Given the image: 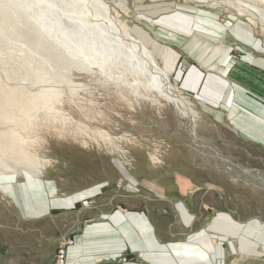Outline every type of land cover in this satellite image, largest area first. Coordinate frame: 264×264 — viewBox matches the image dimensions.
<instances>
[{"label": "crops", "instance_id": "0c3cea01", "mask_svg": "<svg viewBox=\"0 0 264 264\" xmlns=\"http://www.w3.org/2000/svg\"><path fill=\"white\" fill-rule=\"evenodd\" d=\"M253 13L264 25V11L255 8ZM173 16L170 22L160 21L186 35H202L192 38L198 50L190 52L191 58L199 62L188 67L180 86L211 119L217 134L213 148L228 162L221 167L217 156L208 153L189 164L192 173L169 174L161 167L155 181H171L172 187L150 184L127 192L57 194L55 185L39 178L6 182L19 220L5 228L15 236H0V264H53L60 237L73 240L66 264H264L259 171L245 165L246 158L259 163L264 154V29L247 17L233 16L228 28L217 16L199 14L198 28L192 30L191 16ZM138 35L147 43L142 31ZM179 59L178 53L171 61L164 56L169 72L181 65ZM175 164L185 165L181 159ZM199 164L207 165L204 181L222 178L257 187L194 188ZM243 193L255 195L252 205L240 200ZM88 198L96 204L80 206Z\"/></svg>", "mask_w": 264, "mask_h": 264}, {"label": "rangeland", "instance_id": "374dc122", "mask_svg": "<svg viewBox=\"0 0 264 264\" xmlns=\"http://www.w3.org/2000/svg\"><path fill=\"white\" fill-rule=\"evenodd\" d=\"M31 1L37 8L47 4V0ZM212 2L196 4L189 0L106 1L123 21H129L127 23L133 35H137L133 29L143 32L149 49L153 48V42L157 44V49L152 50L156 63L166 70L171 86L185 102L178 108L155 91L149 94L150 92L146 93L141 88V94H134L110 82H104L97 74H84L75 70L68 77V84L71 83L73 87L65 86L67 81H61L59 90L55 78L57 68L52 61L39 51L28 48L22 40L9 38L7 33L0 30L3 41V46H0V83L18 84L30 94L44 90L46 86L50 90L58 91L53 92L52 103H49L55 111L42 109L35 117L25 119L20 116L23 113L20 109L8 104L0 113V117L4 118V121L0 120V134L10 133L20 144L18 154L28 157L26 162L23 159V169L0 172V236L7 233L5 228L13 227L19 220L13 197L7 192L6 185L9 182H28L29 178H39L55 185L57 194L90 190L104 192L115 188L127 192L150 184L167 183L168 187H172L171 181H155L161 167L167 168L169 174L181 170L192 173L193 168L189 164L199 161V157L210 155L208 153L217 156L219 165L224 167L223 163L228 161L213 148L217 134L211 119L203 114L198 101L185 93L180 86L188 67L199 62L191 58L190 52L198 50L192 46V38H200L202 35L197 32L186 35L181 28L174 30V27L160 21L163 19L170 22L176 12H181L185 17L191 16L189 25L195 30L198 28L195 24L199 14L210 19L217 16L221 24H227V20L234 16L235 19L240 17L242 20L247 17L256 26L259 24V29H264V25L257 22L253 12L244 14L246 16L239 15L232 7H213L210 5ZM262 2L243 0L241 4L248 7L247 9L252 6L264 11ZM199 18L201 20L203 17ZM227 26L230 27L228 24ZM224 42L229 44V41ZM20 49L25 51L34 64L28 72L21 69L18 63ZM158 50L163 52L162 56ZM177 53L180 55L178 61L181 65H175L173 72H169L164 56L171 61ZM10 67L15 77L13 80L7 78L9 75L6 72ZM226 137L232 140L229 136ZM179 159L183 160L184 166L175 164ZM246 159V166L259 171V215L264 218V154L259 163L255 157ZM199 165L200 178L193 182L194 188L210 186L226 190H250L257 187L249 183L241 186L235 180L225 182L220 180L222 178H216L215 182L204 181L205 174L208 173L205 169L207 165ZM229 169L232 171L231 167ZM251 195L243 193L240 200H246L252 205ZM252 196L255 198V195ZM83 201L96 204L95 198H88L80 201V206ZM11 230L14 231H9ZM11 235L15 236V233L8 236ZM62 238H58L56 247Z\"/></svg>", "mask_w": 264, "mask_h": 264}, {"label": "bare ground", "instance_id": "6f19581e", "mask_svg": "<svg viewBox=\"0 0 264 264\" xmlns=\"http://www.w3.org/2000/svg\"><path fill=\"white\" fill-rule=\"evenodd\" d=\"M106 1L47 0V4H41L42 8H37L31 0H0V30L7 33L9 38L22 40L28 48L39 51L52 61L57 68L54 77L59 90L61 81H67L65 86L73 87L71 83L68 84V77L75 70L84 74H97L103 81L134 94H141V88L149 94L155 91L173 102L176 108L185 104L171 86L166 70L156 63L153 49L147 47L136 29L133 31L137 35L132 34L127 23L129 21H123ZM189 1L196 4L213 1L211 6H229L239 15L255 11L252 6L245 8L241 4L243 0ZM0 46H3L1 38ZM19 51L18 63L21 69L28 72L34 64L24 50ZM11 68L6 73L9 75L7 78L13 80L15 77ZM54 91L58 92L46 86V89L30 94L18 84L0 83V113L8 104L20 109L24 113L20 116L25 119L35 117L42 109L54 110L49 104L52 103ZM0 120L4 121V118L0 117ZM19 146L10 133L0 134V172L24 168L22 163L28 157L18 154ZM6 159L9 160L3 162Z\"/></svg>", "mask_w": 264, "mask_h": 264}, {"label": "built area", "instance_id": "2783aa9c", "mask_svg": "<svg viewBox=\"0 0 264 264\" xmlns=\"http://www.w3.org/2000/svg\"><path fill=\"white\" fill-rule=\"evenodd\" d=\"M92 201H83L82 206L87 207L91 205ZM73 244L71 238H62L54 254L53 264H66V251L68 246Z\"/></svg>", "mask_w": 264, "mask_h": 264}]
</instances>
